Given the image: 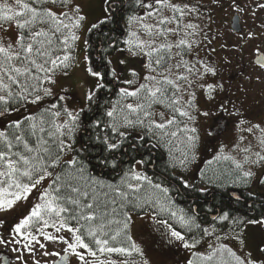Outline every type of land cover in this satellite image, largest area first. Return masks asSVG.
<instances>
[{
	"label": "snow or ice",
	"instance_id": "6c2138e0",
	"mask_svg": "<svg viewBox=\"0 0 264 264\" xmlns=\"http://www.w3.org/2000/svg\"><path fill=\"white\" fill-rule=\"evenodd\" d=\"M226 7L231 30L213 32ZM259 13L264 0H0V245L31 264H152L140 218L184 264H264V119L246 109L264 56L232 91L213 46H264Z\"/></svg>",
	"mask_w": 264,
	"mask_h": 264
},
{
	"label": "rangeland",
	"instance_id": "374dc122",
	"mask_svg": "<svg viewBox=\"0 0 264 264\" xmlns=\"http://www.w3.org/2000/svg\"><path fill=\"white\" fill-rule=\"evenodd\" d=\"M92 5L94 8H98V5L100 3V0H91ZM203 2L207 3V0H203ZM231 12V10H227V7L224 11H218L217 15L215 17L217 23L213 25V29L216 28H225L227 24L226 21V14ZM98 14V12L96 13ZM92 19H95V15L92 17ZM247 20V26L252 25V20L249 17H245ZM206 22V20H205ZM260 22L259 19H257L256 23L258 24ZM216 30H213L215 32ZM221 32H229L230 30H220ZM11 35H14V33H10ZM234 40V38H233ZM225 41H217L213 46L216 47L217 51L214 56V58H218L223 60L224 58H228L232 61L231 64H228L225 62V66L222 69L223 76L225 81H231L232 83V91H235V88L237 85L242 83L243 77L240 75L241 72L244 73V75H247L248 72L251 71V64L249 63L248 59L251 57L248 55L250 54L254 49L264 50V46H260L258 44H253L250 47L245 48V50L241 52L231 51V50H224L221 51L219 45L220 43H224ZM231 48V44H229V49ZM84 82V73L82 70H77L75 76H73L72 81L65 82L70 83L72 85V90L76 92L77 97L80 95L81 86ZM253 92L251 93L247 104L246 109L250 114L251 119H254L255 121H259L264 119V111L261 110L259 107L260 104H264V98H262V91H264V85H253ZM234 139V133L232 131H229V133L226 134L225 137L222 138L224 143H231ZM210 146V147H209ZM207 150V152H206ZM206 150L202 151V159H210L211 155L213 153V149L211 145H208L206 147ZM258 232V229L256 230ZM132 234L134 238L137 240L138 243H141L142 246L145 248L146 254L148 258L151 260L152 264H174V262L171 260V257L166 255L165 248H162L160 245V242L157 246V249L152 245L153 239L152 235L156 234L158 240H159V233L154 230V228L151 226V222L147 219L141 220L140 218H135V223L132 227ZM235 246V245H232ZM179 254L181 259H185L189 253L186 250L177 249L176 250Z\"/></svg>",
	"mask_w": 264,
	"mask_h": 264
},
{
	"label": "flooded vegetation",
	"instance_id": "af4514ba",
	"mask_svg": "<svg viewBox=\"0 0 264 264\" xmlns=\"http://www.w3.org/2000/svg\"><path fill=\"white\" fill-rule=\"evenodd\" d=\"M227 10H229L227 8ZM233 13L229 12L226 14V21L225 23L227 24V26L225 28H219V30H231V17H232ZM261 17H264V13H259L258 14ZM217 29V28H216ZM213 29V30H216ZM259 54H263L264 55V50H259V52L257 51V48L254 49L250 54H248L251 58L248 59L249 63L251 64L252 61H254V58L256 56H258ZM210 147V146H209ZM207 152V150H206ZM4 235H7V233H4ZM153 239V243L152 245L157 249V246L159 244V240L156 236V234L151 236ZM63 245H53L51 243L48 244L47 250L49 252L52 251H61ZM177 249H172L171 251H169L167 248H165V253L166 255L171 257V260L174 262V264H184L185 259H181L182 257H180L178 254V252L176 251ZM20 255H23L25 260L29 261V264H31V258L30 256L24 252V253H20L17 251L13 250V246L12 245H0V264H22V261L20 259H18V257ZM189 255H187L186 257H188ZM48 261V264H53V262H56V264H60V262L58 261L57 257L55 256H49L46 258ZM72 264H75V260H72Z\"/></svg>",
	"mask_w": 264,
	"mask_h": 264
},
{
	"label": "trees",
	"instance_id": "16d2710c",
	"mask_svg": "<svg viewBox=\"0 0 264 264\" xmlns=\"http://www.w3.org/2000/svg\"><path fill=\"white\" fill-rule=\"evenodd\" d=\"M159 155H160V153L157 152V153H156V156L159 157ZM245 196H247V193H246V192H245ZM185 201H186V198L181 199V200H180V203L183 205V204H185ZM249 203H251V201H249Z\"/></svg>",
	"mask_w": 264,
	"mask_h": 264
},
{
	"label": "water",
	"instance_id": "95a60500",
	"mask_svg": "<svg viewBox=\"0 0 264 264\" xmlns=\"http://www.w3.org/2000/svg\"><path fill=\"white\" fill-rule=\"evenodd\" d=\"M233 26V22H232V19H231V27ZM261 56H264L263 54H259L258 56H256L255 58H254V60H256V59H259Z\"/></svg>",
	"mask_w": 264,
	"mask_h": 264
}]
</instances>
